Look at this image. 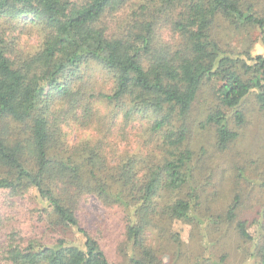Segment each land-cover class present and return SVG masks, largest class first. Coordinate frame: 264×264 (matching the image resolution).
Masks as SVG:
<instances>
[{"label": "trees", "instance_id": "obj_1", "mask_svg": "<svg viewBox=\"0 0 264 264\" xmlns=\"http://www.w3.org/2000/svg\"><path fill=\"white\" fill-rule=\"evenodd\" d=\"M221 24L263 34L264 7L251 0H0V264H116L104 235L75 214L84 195L124 213L137 252L130 264L159 263L149 239L172 223H204L186 143L198 95L208 86L215 99L203 125L220 151L238 138L230 120L245 124V98L252 94L264 111V56L226 49ZM25 36L35 44L23 47ZM93 73L108 80L96 85ZM31 190L49 225L76 231L82 246L12 217ZM239 202L234 195L222 213L207 216L208 225L235 222L238 240L256 242L252 255L264 264V214L254 239L237 219Z\"/></svg>", "mask_w": 264, "mask_h": 264}, {"label": "rangeland", "instance_id": "obj_2", "mask_svg": "<svg viewBox=\"0 0 264 264\" xmlns=\"http://www.w3.org/2000/svg\"><path fill=\"white\" fill-rule=\"evenodd\" d=\"M251 1L257 10L263 9L264 0ZM216 32L226 49L235 53L248 50L253 56H264V33L257 28L237 32L221 24ZM21 43L23 47L33 45L35 38L22 37ZM90 78L96 85L104 79L108 80L101 73H93ZM215 103L209 87H204L191 111L190 133L186 142L195 153L189 185L197 189L201 214H206V219L204 223L175 222L162 229V237H151L149 244L156 250L155 256L159 262L156 263L154 259V264L258 263L259 258L252 255L256 242H240L235 232V222L230 226L219 225V230H215L214 225H208L211 220L207 216L222 213L232 197L238 195L237 219L246 222L247 231L254 239L259 237L264 214V111L260 110L252 94L245 98L241 104L245 124L237 128L230 120L229 127L237 131L238 138L225 151H220L216 147L214 130L203 125L206 112ZM74 138L75 134L72 133L68 139L71 142ZM185 192H188L187 186L181 195H185ZM27 198L20 209L10 212L12 217L21 221L24 227L31 223L39 232L44 228L45 235L62 236L68 242L83 245L82 237L76 231L49 225L52 220L47 213L40 211L43 205L33 190ZM75 214L91 233L98 237L104 235L100 238L110 261L130 264L129 258L137 252L127 241L124 213L115 203L110 202L108 207L94 195H84L78 201ZM177 236L178 239H175Z\"/></svg>", "mask_w": 264, "mask_h": 264}]
</instances>
